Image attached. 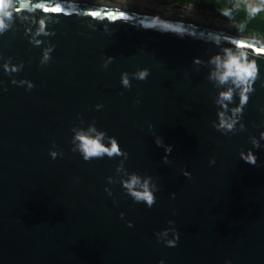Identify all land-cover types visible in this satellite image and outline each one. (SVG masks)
I'll list each match as a JSON object with an SVG mask.
<instances>
[{"label": "water", "instance_id": "95a60500", "mask_svg": "<svg viewBox=\"0 0 264 264\" xmlns=\"http://www.w3.org/2000/svg\"><path fill=\"white\" fill-rule=\"evenodd\" d=\"M224 48L258 69L236 131L226 134L213 124L229 85L216 86L208 64ZM258 49L264 38L144 9L14 0L13 23L0 33V264H264ZM145 68L146 79L132 75ZM239 104L237 91L228 108ZM89 125L127 158L85 161L73 151V129ZM157 136L172 146L167 164ZM249 150L255 165L240 156ZM121 162L152 178L150 208L126 193ZM165 230L167 239L178 235L174 247L159 238Z\"/></svg>", "mask_w": 264, "mask_h": 264}, {"label": "clouds", "instance_id": "9594fccd", "mask_svg": "<svg viewBox=\"0 0 264 264\" xmlns=\"http://www.w3.org/2000/svg\"><path fill=\"white\" fill-rule=\"evenodd\" d=\"M13 4L14 0H0V33H4L8 30L13 23ZM52 48L49 47L44 50L43 58L41 63H46L50 59V52ZM112 58L109 57V61ZM194 63L200 64L202 61L199 58H194ZM209 65H212V71L209 73V79L214 81L216 86L229 85V87L220 91L218 97L215 101L217 105L220 106V111H218V124L214 123L213 127L217 130H222L225 132L236 131L235 125L240 119V114L242 113L243 107L246 105L249 99V93L253 89V83L258 77V69L255 62H250L247 59V54L242 51H233L232 49L224 48L222 49V54H216L210 57L208 61ZM107 67V63L104 65ZM18 70V69H16ZM138 80H144L149 75L148 69L138 70L132 74ZM15 83V81H13ZM20 83H27L28 87L31 88L32 84L27 81H20ZM121 83L125 88H129L130 79L129 73L124 72L121 74ZM238 91L240 97L239 106L229 110L228 105L233 102L234 93ZM98 109L102 105L96 106ZM229 111L231 115H229ZM151 127V126H150ZM241 130H243L244 125H240ZM74 136L72 139V144L74 145L73 151H78L85 161L91 160L93 158H103L105 155L109 158L114 156H124L127 158V153L123 152L117 142L113 137H107L104 131H99L94 125H89L87 129L74 128ZM105 139L108 140V144H105ZM261 139H264V133H261ZM252 144L254 147H259V141L256 138H252ZM155 143L158 147H163L165 150L164 163H169L167 154L172 151L171 145H165L162 138L157 136ZM50 155L53 159L57 157V152L52 151ZM241 158L252 165L257 162L256 156L251 150L248 151L247 156L243 152L240 153ZM214 163V161H213ZM124 172L126 179H122L120 182L126 193L130 195L136 202H144L150 208L155 203L156 185L152 182L151 177H141L136 173H127L124 170L123 162L117 167V172ZM186 176L189 175L187 172L184 173ZM113 179L109 177V183H113ZM111 194V193H109ZM172 223V221H169ZM131 226V224H129ZM168 231L165 230L159 233L160 239H163L167 246L174 247L178 240V235L175 234V239H167ZM163 264V261H161Z\"/></svg>", "mask_w": 264, "mask_h": 264}, {"label": "rangeland", "instance_id": "374dc122", "mask_svg": "<svg viewBox=\"0 0 264 264\" xmlns=\"http://www.w3.org/2000/svg\"><path fill=\"white\" fill-rule=\"evenodd\" d=\"M98 1V0H91ZM105 3L115 4V5H124L128 7L144 9L152 11L155 13L166 14L170 16H176L179 18L206 23L218 28L235 30L241 33L248 35L256 36L259 35V32L250 27L244 26L239 22L233 21L229 17L224 15H213L207 10H201L189 5L180 6L175 3L170 2V0H99ZM250 4L260 5L261 0H247ZM261 10L264 12V5L261 7Z\"/></svg>", "mask_w": 264, "mask_h": 264}, {"label": "trees", "instance_id": "16d2710c", "mask_svg": "<svg viewBox=\"0 0 264 264\" xmlns=\"http://www.w3.org/2000/svg\"><path fill=\"white\" fill-rule=\"evenodd\" d=\"M169 1V0H168ZM180 6H192L207 10L213 15H224L244 26H250L259 32L257 35L264 38V12L260 5L250 4L247 0H170Z\"/></svg>", "mask_w": 264, "mask_h": 264}, {"label": "snow or ice", "instance_id": "6c2138e0", "mask_svg": "<svg viewBox=\"0 0 264 264\" xmlns=\"http://www.w3.org/2000/svg\"><path fill=\"white\" fill-rule=\"evenodd\" d=\"M47 10V9H45ZM54 11H59V9H53ZM93 15H97L96 13H93ZM240 46H247V45H240ZM260 52H264V49H258Z\"/></svg>", "mask_w": 264, "mask_h": 264}, {"label": "flooded vegetation", "instance_id": "af4514ba", "mask_svg": "<svg viewBox=\"0 0 264 264\" xmlns=\"http://www.w3.org/2000/svg\"><path fill=\"white\" fill-rule=\"evenodd\" d=\"M99 1V0H98ZM101 2H103V1H101ZM105 3V2H104Z\"/></svg>", "mask_w": 264, "mask_h": 264}]
</instances>
